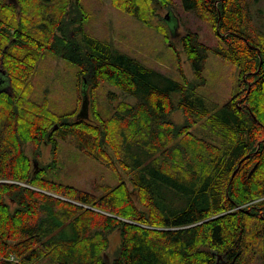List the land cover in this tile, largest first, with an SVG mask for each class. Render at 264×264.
Returning a JSON list of instances; mask_svg holds the SVG:
<instances>
[{"label": "trees", "instance_id": "trees-1", "mask_svg": "<svg viewBox=\"0 0 264 264\" xmlns=\"http://www.w3.org/2000/svg\"><path fill=\"white\" fill-rule=\"evenodd\" d=\"M110 1L147 27L172 5ZM181 2L217 43L173 37L162 15L175 77L94 35L87 0H0V264H264V34L250 0ZM210 52L239 71L222 102L200 91ZM48 58L75 68L72 108L33 96ZM66 139L112 178L93 190L62 181Z\"/></svg>", "mask_w": 264, "mask_h": 264}, {"label": "rangeland", "instance_id": "rangeland-1", "mask_svg": "<svg viewBox=\"0 0 264 264\" xmlns=\"http://www.w3.org/2000/svg\"><path fill=\"white\" fill-rule=\"evenodd\" d=\"M250 1L251 7L248 12L250 28L256 27L258 31H261L259 36L258 33L255 34L260 42L262 34H264V0ZM95 2L96 0H87L86 4V7L94 12V17L88 25L94 35L108 38L118 48L169 75H178L177 61L175 56L170 53V49L166 48L160 32L154 27L159 25L162 15L168 16L165 22L173 37L190 29L198 32L200 39L210 47L217 43V36L211 26L200 18L195 10H186L181 0H171L172 5L167 11L160 8L161 16L152 19L150 27L140 23L136 18L116 10L110 0H103L100 4ZM174 45L176 51H180L181 45L178 39L174 41ZM178 57L185 74L192 78L191 65L185 54L180 52ZM74 69L73 66L53 58L40 62L32 79L33 96L39 99L47 98L49 105L56 111L72 108L75 105ZM238 73L236 66L210 52L205 64V75L208 82L204 87H201V93L214 96L219 102L228 99L234 90ZM6 87L7 79L4 75H0V89ZM107 88L116 92L119 98L133 100L132 96L123 93L116 87H105L104 90ZM104 90L99 91L101 98L104 97ZM82 110V116L85 117L88 112L85 108ZM175 119L180 120L181 115L177 114ZM42 150V159L47 161L50 158V149L42 147ZM58 159L60 179L86 189L93 190L97 180L113 176L112 171L79 152L69 139L59 143Z\"/></svg>", "mask_w": 264, "mask_h": 264}, {"label": "water", "instance_id": "water-1", "mask_svg": "<svg viewBox=\"0 0 264 264\" xmlns=\"http://www.w3.org/2000/svg\"><path fill=\"white\" fill-rule=\"evenodd\" d=\"M10 1H13V2H14L15 0H10ZM166 17H168V16H166ZM105 258H106V260H108V258H107V256H106V255H105ZM219 258H220V257H219ZM218 260H219V259H218Z\"/></svg>", "mask_w": 264, "mask_h": 264}]
</instances>
